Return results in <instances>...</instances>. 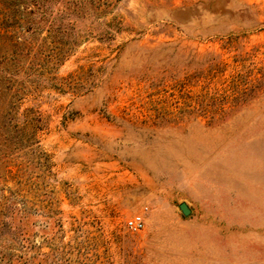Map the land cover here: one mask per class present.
Instances as JSON below:
<instances>
[{
	"label": "rangeland",
	"instance_id": "374dc122",
	"mask_svg": "<svg viewBox=\"0 0 264 264\" xmlns=\"http://www.w3.org/2000/svg\"><path fill=\"white\" fill-rule=\"evenodd\" d=\"M26 5L0 0L13 35L0 38V67L23 36ZM103 9L76 21L80 37L58 62L53 47L71 35L43 38L46 24L20 57L18 80L30 86L21 108L36 105L47 122L38 151L13 155L27 165L20 181L0 179V195L10 187L25 206L22 231L0 232L6 256L264 264V0H110ZM71 72L83 73L76 89L52 85V74ZM135 213L139 231L127 226Z\"/></svg>",
	"mask_w": 264,
	"mask_h": 264
},
{
	"label": "trees",
	"instance_id": "16d2710c",
	"mask_svg": "<svg viewBox=\"0 0 264 264\" xmlns=\"http://www.w3.org/2000/svg\"><path fill=\"white\" fill-rule=\"evenodd\" d=\"M26 1L23 0V5L27 7ZM109 1L29 0L31 6L28 5V11L23 14V36L18 35L12 42L10 65L0 67V179L6 181L9 176L17 182L20 181L27 165L22 161L14 162L13 155H17L20 151L24 153L38 151L37 134L47 122L36 105L21 108L23 95L30 89L28 88L30 86L27 87L23 80H18V73L22 68L19 62L20 57L30 52L36 39L35 34L46 24L48 33L43 38L52 36L53 31L60 32L64 36L71 35V39L66 41V46L53 47L51 59L58 62L67 51V47L71 48V44H76L77 38L80 37L75 25L76 21L79 18H88V16L95 18L103 13V7L108 5ZM34 12H37L36 16H32ZM9 25L5 13L0 12V38L13 36ZM80 68L82 69V66ZM81 73L71 72L65 77L52 74L49 78L54 79L52 84L54 87L74 90L75 86L79 85L76 84L77 81L81 83L79 80ZM8 191L9 194L1 193L0 195V214H8L10 219L1 220L0 217V232H21L16 222L24 217L22 213L25 206L22 200L11 201L9 197L13 194V190L8 187ZM1 246L0 242V259H3L6 264H13V259L6 256Z\"/></svg>",
	"mask_w": 264,
	"mask_h": 264
},
{
	"label": "built area",
	"instance_id": "2783aa9c",
	"mask_svg": "<svg viewBox=\"0 0 264 264\" xmlns=\"http://www.w3.org/2000/svg\"><path fill=\"white\" fill-rule=\"evenodd\" d=\"M127 226L133 231H139L144 226V218L141 213H135L127 219Z\"/></svg>",
	"mask_w": 264,
	"mask_h": 264
},
{
	"label": "water",
	"instance_id": "95a60500",
	"mask_svg": "<svg viewBox=\"0 0 264 264\" xmlns=\"http://www.w3.org/2000/svg\"><path fill=\"white\" fill-rule=\"evenodd\" d=\"M179 207H180V209L182 210V212H183L184 214H188L189 211H190L189 206H188L187 203L184 202V201L179 203Z\"/></svg>",
	"mask_w": 264,
	"mask_h": 264
}]
</instances>
